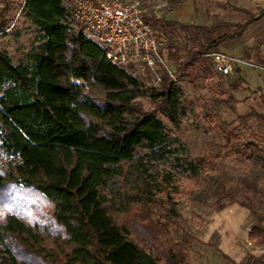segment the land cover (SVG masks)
Listing matches in <instances>:
<instances>
[{"label":"trees","instance_id":"obj_1","mask_svg":"<svg viewBox=\"0 0 264 264\" xmlns=\"http://www.w3.org/2000/svg\"><path fill=\"white\" fill-rule=\"evenodd\" d=\"M185 1L164 0V13ZM24 2L40 46L19 63L0 48V201L13 189L22 206L0 211V264H192L195 238L181 224L170 174L153 172L170 159L179 172L213 168L189 189L194 201L210 200L225 210L246 194L240 206L258 222L252 238L264 243V213L247 195H260L264 147L245 146L251 166L238 176L213 165L225 149L242 154L231 144L232 133L216 155H175V139L161 116L180 128L185 110L169 70L160 67V85L152 88L130 69L110 64L105 49L75 22L67 0ZM222 7L244 20L210 27L146 15L168 42L162 56L175 66L177 81L192 71L212 75V53L240 43L260 20L254 11ZM183 34L193 41L184 54L173 39ZM256 51L254 56L248 48L243 59L251 64L260 58ZM243 71L236 68V79L220 76L219 85L239 92ZM239 102L234 95L214 98L205 113L235 110ZM253 119L264 115L252 110L239 121Z\"/></svg>","mask_w":264,"mask_h":264},{"label":"rangeland","instance_id":"obj_2","mask_svg":"<svg viewBox=\"0 0 264 264\" xmlns=\"http://www.w3.org/2000/svg\"><path fill=\"white\" fill-rule=\"evenodd\" d=\"M25 0H0V48L9 53L15 62L28 60L27 55L40 46L38 30L22 12ZM199 10L196 24L212 26L217 22H240L245 16L232 10L223 9L230 5L242 7L260 14L264 9V0H195ZM147 16L167 17L164 13V0H143ZM244 39L235 46L223 49L222 53H229L240 60L248 48H253L254 56L258 47V55L251 64H241L244 68L245 81L239 92H232L228 84L219 85L220 75L214 69L212 75L205 76L192 71L191 76L177 81L181 91V101L185 116L180 128H175L163 116L161 120L168 132L175 139L173 148L175 155L183 157L191 155L195 158L216 155L220 146L226 144L227 134H231V144L239 147L242 154L234 149H225L221 156L213 161L215 169H227L238 176L251 166L248 155H245L247 144L264 147V120L253 119L248 125H241L240 117L256 110L264 115V16L243 35ZM177 45L183 50L193 46V41L183 35L173 37ZM168 43V42H167ZM165 51V50H163ZM162 51V52H163ZM166 67L175 74V66L171 60L164 58ZM160 75V74H159ZM152 88L160 84L155 82L154 76L147 72L139 75ZM236 79L235 74L228 76ZM226 80V78H224ZM228 82V80H227ZM234 95L239 102L235 110L222 107L211 115L205 113L212 99H228ZM213 168L206 166L197 174L179 172L173 167V160L159 162L154 174L160 171L167 176L170 174L172 198L181 211V224L195 239L191 243L190 259L192 264H264V243L252 238V230L258 225L248 208L240 206L245 201L246 194L240 193L236 202L225 210H217L212 201H194L188 194L189 189L197 187L203 182L206 173ZM260 195L247 194L254 205L264 213V179L260 184ZM4 201H0V211L21 210L16 205V191L8 189L4 194ZM29 197V196H28ZM224 253L228 258L222 255Z\"/></svg>","mask_w":264,"mask_h":264},{"label":"built area","instance_id":"obj_3","mask_svg":"<svg viewBox=\"0 0 264 264\" xmlns=\"http://www.w3.org/2000/svg\"><path fill=\"white\" fill-rule=\"evenodd\" d=\"M75 22L85 36L105 49V56L118 69H130L133 76L151 73L160 84L161 66L166 67L162 51L167 40L150 26L143 0H67ZM210 60L220 76L233 75L245 60L229 54L212 53ZM169 70V68H167ZM170 76L177 82L175 74Z\"/></svg>","mask_w":264,"mask_h":264},{"label":"crops","instance_id":"obj_4","mask_svg":"<svg viewBox=\"0 0 264 264\" xmlns=\"http://www.w3.org/2000/svg\"><path fill=\"white\" fill-rule=\"evenodd\" d=\"M198 13L195 10V1L187 0L181 6L168 13V20L180 23L196 24Z\"/></svg>","mask_w":264,"mask_h":264},{"label":"water","instance_id":"obj_5","mask_svg":"<svg viewBox=\"0 0 264 264\" xmlns=\"http://www.w3.org/2000/svg\"><path fill=\"white\" fill-rule=\"evenodd\" d=\"M258 16L259 17H263L264 16V9L260 12V14Z\"/></svg>","mask_w":264,"mask_h":264}]
</instances>
